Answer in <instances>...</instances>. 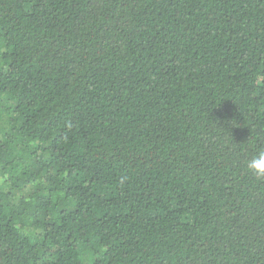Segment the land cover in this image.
<instances>
[{
	"label": "trees",
	"instance_id": "1",
	"mask_svg": "<svg viewBox=\"0 0 264 264\" xmlns=\"http://www.w3.org/2000/svg\"><path fill=\"white\" fill-rule=\"evenodd\" d=\"M264 0H0V264H264Z\"/></svg>",
	"mask_w": 264,
	"mask_h": 264
},
{
	"label": "clouds",
	"instance_id": "2",
	"mask_svg": "<svg viewBox=\"0 0 264 264\" xmlns=\"http://www.w3.org/2000/svg\"><path fill=\"white\" fill-rule=\"evenodd\" d=\"M246 167L250 174L264 179V150L258 151L252 156L247 161Z\"/></svg>",
	"mask_w": 264,
	"mask_h": 264
}]
</instances>
